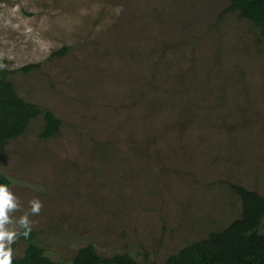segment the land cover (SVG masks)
Returning <instances> with one entry per match:
<instances>
[{
    "label": "rangeland",
    "instance_id": "rangeland-1",
    "mask_svg": "<svg viewBox=\"0 0 264 264\" xmlns=\"http://www.w3.org/2000/svg\"><path fill=\"white\" fill-rule=\"evenodd\" d=\"M228 7L0 0V69L62 122L44 140L38 118L0 149L13 215L42 201L31 230L55 262L92 244L163 264L240 217L230 185L264 197V39Z\"/></svg>",
    "mask_w": 264,
    "mask_h": 264
},
{
    "label": "trees",
    "instance_id": "trees-1",
    "mask_svg": "<svg viewBox=\"0 0 264 264\" xmlns=\"http://www.w3.org/2000/svg\"><path fill=\"white\" fill-rule=\"evenodd\" d=\"M227 9L237 12L239 18L250 21L264 39V0H227ZM225 12V11H224ZM64 47L53 56H63ZM32 66L23 67L29 71ZM10 71L0 69V149L21 137L38 118L42 126L38 137H54L61 129V120L49 109L21 97L9 79ZM0 182L10 186V180L0 173ZM241 203L240 217L206 237L190 242L177 253L169 255L163 264H264V233L259 232L264 218V197L240 185H230ZM26 247L20 257L13 256L12 264H62L55 262L37 243L34 231L20 236ZM70 264H155L139 262L127 253L101 257L92 244L79 248Z\"/></svg>",
    "mask_w": 264,
    "mask_h": 264
},
{
    "label": "clouds",
    "instance_id": "clouds-1",
    "mask_svg": "<svg viewBox=\"0 0 264 264\" xmlns=\"http://www.w3.org/2000/svg\"><path fill=\"white\" fill-rule=\"evenodd\" d=\"M28 203L27 211L19 217L14 216L13 213L20 210L22 205L9 185L0 182V264H12L14 242L20 236H28L32 227L29 216L40 212L42 201L39 198H33Z\"/></svg>",
    "mask_w": 264,
    "mask_h": 264
}]
</instances>
